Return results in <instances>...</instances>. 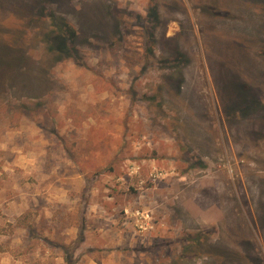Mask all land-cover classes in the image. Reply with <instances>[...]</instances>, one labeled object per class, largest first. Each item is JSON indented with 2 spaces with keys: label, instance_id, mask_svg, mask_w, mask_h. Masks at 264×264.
I'll return each instance as SVG.
<instances>
[{
  "label": "rangeland",
  "instance_id": "rangeland-1",
  "mask_svg": "<svg viewBox=\"0 0 264 264\" xmlns=\"http://www.w3.org/2000/svg\"><path fill=\"white\" fill-rule=\"evenodd\" d=\"M65 256L264 264V0H0V264Z\"/></svg>",
  "mask_w": 264,
  "mask_h": 264
},
{
  "label": "trees",
  "instance_id": "trees-1",
  "mask_svg": "<svg viewBox=\"0 0 264 264\" xmlns=\"http://www.w3.org/2000/svg\"><path fill=\"white\" fill-rule=\"evenodd\" d=\"M56 27H59L58 28L59 29V31H58L59 33L57 35V36H59V38H58L57 44H54L53 46L50 45L49 48H50L51 52H58V53L59 52L60 53L66 52L67 53L68 51H70L68 49L67 32L64 31L65 29L62 28L63 27L62 25H56ZM65 258H66V263L67 264H72L71 259L68 256H65Z\"/></svg>",
  "mask_w": 264,
  "mask_h": 264
},
{
  "label": "built area",
  "instance_id": "built-area-1",
  "mask_svg": "<svg viewBox=\"0 0 264 264\" xmlns=\"http://www.w3.org/2000/svg\"><path fill=\"white\" fill-rule=\"evenodd\" d=\"M140 213L138 212L137 216H140L139 215ZM151 216L149 214L146 215V218H150Z\"/></svg>",
  "mask_w": 264,
  "mask_h": 264
},
{
  "label": "crops",
  "instance_id": "crops-1",
  "mask_svg": "<svg viewBox=\"0 0 264 264\" xmlns=\"http://www.w3.org/2000/svg\"><path fill=\"white\" fill-rule=\"evenodd\" d=\"M104 261V260H103ZM103 261H102V264H103ZM95 263V262H94ZM95 264H97V263H95Z\"/></svg>",
  "mask_w": 264,
  "mask_h": 264
}]
</instances>
